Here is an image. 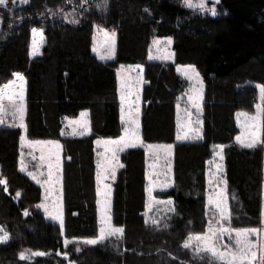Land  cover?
<instances>
[{"label": "trees", "instance_id": "trees-1", "mask_svg": "<svg viewBox=\"0 0 264 264\" xmlns=\"http://www.w3.org/2000/svg\"><path fill=\"white\" fill-rule=\"evenodd\" d=\"M216 7L212 15L185 0L0 5V86L15 80L14 73L23 75L27 137L60 142L65 212L61 227L36 208L43 188L20 169L23 131L0 125V180L6 181L0 184V225L10 235L0 244V264H226L183 245L190 234L207 230L208 170L218 145L224 146L232 226L260 223L264 148L246 147L236 138L237 113L255 110L257 86L264 85V0H219ZM96 27L116 32L112 59L94 52ZM33 29L44 35L36 55ZM155 37L172 38V60L149 58ZM124 64H141L144 84L142 144L120 154L123 166L113 182L111 219L123 235L71 252L65 236L98 234L96 141L122 135L118 69ZM181 65H194L203 79L202 135L196 140L178 139L177 108L188 85L178 72ZM84 111L90 132L66 135L65 121ZM148 144H171L173 151L174 184L156 196L171 199L174 210L155 224L146 221ZM22 252L45 255L21 259Z\"/></svg>", "mask_w": 264, "mask_h": 264}, {"label": "rangeland", "instance_id": "rangeland-1", "mask_svg": "<svg viewBox=\"0 0 264 264\" xmlns=\"http://www.w3.org/2000/svg\"><path fill=\"white\" fill-rule=\"evenodd\" d=\"M219 1V0H218ZM201 0H191V3L198 5ZM186 3V2H185ZM26 3H13V0H7L5 6L9 9L14 7L24 5ZM216 2L214 0H204L205 10L215 9L217 13ZM201 10L199 7H193ZM212 14L210 11H208ZM213 15V14H212ZM216 15V14H215ZM1 27V20H0ZM37 33L33 34V40L37 42V54L39 53L41 46L44 42V35L41 29H36ZM42 33V39L41 35ZM114 38H113V35ZM116 39L117 35L114 30H108L100 27H96L94 38H93V50L98 55L99 58L104 57L103 59H112L115 56L116 52ZM170 40V43H169ZM159 41V43H156ZM173 40L171 37H155L152 40V45L149 52V58L154 60H172L173 59ZM109 53H112L109 58ZM102 59V58H101ZM188 66H192L195 69V72L186 70ZM178 72L182 75L183 78L187 79V88L186 93L183 94L182 105L180 107V120H179V135L180 137H187L186 139L193 140L200 136L202 121H201V107H202V97L204 84L203 79L199 71L194 65H181L178 67ZM198 73V76H197ZM119 75V84L121 94L125 93L124 106L121 104V118L124 127L127 128V142L129 145H134L140 143L139 141V128L135 120V110L138 105V92L142 86V75H143V66L141 64H124L119 66L118 69ZM14 84L7 90V95H12L15 100V107L12 102H9L5 96L3 100V105L5 109V114L3 115L2 122L0 125L13 124L20 125L24 124V115H25V80L23 81V95H24V114L23 120L20 118V113L16 111L20 107V102L18 96L21 92V81L18 79L13 80ZM189 81V82H188ZM259 86V85H258ZM3 86H0L2 88ZM259 89V88H258ZM130 92L133 95H129ZM132 98L130 102H126L127 98ZM192 97L193 99H190ZM193 100L199 104V110L193 106ZM257 105L263 109V101L261 100V95L259 91L258 102L256 104L255 110L253 112L239 111L237 113V120L240 127V133L237 137H241L243 144L238 141L241 145L252 142L253 138L257 140L255 145H262L264 148V127H263V111L260 114L258 121H252L249 117L257 115ZM87 113V111H84ZM246 114V115H245ZM88 116V115H87ZM84 116L76 118H68L65 121V134L69 136L81 135L80 133H85L86 129L89 127L88 117ZM14 119V120H13ZM138 121V120H137ZM76 122V123H73ZM87 125L85 129L84 125ZM199 129V132L196 130ZM25 130V129H24ZM135 133V135H132ZM26 134V133H25ZM24 134L23 141L21 140V156H20V169L26 172L31 178L36 176L39 180V184L43 188V199L40 203L36 205V208L44 213L46 219L54 221L61 225V220L64 223L65 212L63 208V196L61 188V179H60V154H61V144L57 140H46V139H30ZM125 135V133H124ZM122 135V136H124ZM121 136L116 138H101L97 141L98 146V159H99V172H100V185H98V205H99V228L98 234L93 237L86 238H70L64 237L65 240H70L72 243L66 244L67 246L72 245L73 249L71 252H80L83 248L92 245L84 243L87 239H95L99 236L101 227H119L116 226L111 219V200H112V185L110 183L112 179V169L115 171L120 165L119 154L121 151L117 150L115 152V157L113 156V150L117 149L118 146L113 144H106L105 141L117 140ZM153 147L149 148V183L147 187V206H146V221L152 223V220L159 222L165 218H168L169 214L173 212L174 206L171 199H161L156 196V193L159 191H164L169 189L173 183V152L172 149L169 151L166 148H160L159 146L167 145H158L152 144ZM219 146V145H218ZM124 150L127 147L120 145ZM131 147V146H128ZM224 149V147H223ZM223 149L216 148L213 158L209 164L208 170V192H207V202H208V226L211 223L214 227L228 228L230 230H240V229H260V239L264 240V164H263V183H262V204H261V219L260 223L257 226L250 227H234L231 223V207L229 202V197L227 194V180L224 175V163H223ZM220 155H217V153ZM222 156V159H221ZM61 164V165H60ZM49 165H52L51 171L53 173L52 182L45 183L48 180ZM219 166V167H218ZM33 179V178H32ZM34 180V179H33ZM168 185L167 187H162V185ZM149 188H151V196H149ZM171 201V203H167ZM217 202H222V205L226 204L227 211L225 213L228 216L227 220H220L219 209L216 207ZM59 217V218H56ZM103 217H108L105 224L102 225L101 221ZM219 221V222H218ZM208 229V227H207ZM207 231V230H206ZM205 231V232H206ZM6 232L8 234V240L10 239L9 233L0 225V235ZM203 233H194L190 234L195 236L197 234ZM189 235V236H190ZM117 237V236H112ZM111 238V237H109ZM189 238V237H188ZM187 238V239H188ZM107 239V238H106ZM253 240L257 239L256 236L252 237ZM7 240V241H8ZM3 242H0V244ZM198 242L193 240L192 244L194 251L195 246ZM235 243V231H231V236L228 233H224L222 238L218 241L217 247L221 251H224V245H228L229 248H232ZM70 252V253H71ZM196 252V251H195ZM70 253H66V257L70 256ZM209 255L207 253H202L200 255ZM28 259L32 258V253H26ZM219 261V260H218ZM224 262V261H221ZM226 263V262H225ZM67 264H74V262L69 261Z\"/></svg>", "mask_w": 264, "mask_h": 264}, {"label": "snow or ice", "instance_id": "snow-or-ice-1", "mask_svg": "<svg viewBox=\"0 0 264 264\" xmlns=\"http://www.w3.org/2000/svg\"><path fill=\"white\" fill-rule=\"evenodd\" d=\"M29 3L30 0H13V3ZM186 5L188 7H199L201 10H205V5H204V0H201V2L198 5H194L191 3V0H185ZM214 2L218 3V0H214ZM7 0H0V5H6ZM208 11H210L213 15H215V9H207ZM37 33L36 29H33V34L35 35ZM41 35V39H42V33H40ZM113 38H114V33L112 34ZM156 43H159V41H157ZM170 43V40H169ZM32 55H36L37 54V42L35 40H33V46H32ZM112 53H109V58L111 56ZM102 59L104 57H101ZM151 58V57H150ZM186 70H190L195 72L194 67L192 66H188V68ZM15 76L16 79H18L19 81H21V92L18 96V100L20 102V107L16 109V111H18L20 113V118L21 120H23V114H24V106H23V101H24V95H23V81H24V77L23 75H21L20 73H14L13 74ZM198 76V73H197ZM14 84V81H9L7 84L3 85L2 88H0V122H2V118L3 115L5 114V109H4V105H3V100L5 98V96L7 97L9 102L13 103V106L15 107V100L14 97L12 95H7V90L12 87V85ZM259 88L260 91V95H261V100L264 101V85H259L257 86ZM190 99H193L192 97H189ZM123 99V96H122ZM193 106L196 107L199 110V104L195 102V100H193ZM264 111V109H262L260 107V105H257V115L256 116H252L249 117V119H251L252 121H258L261 112ZM81 117L87 116L86 112H82ZM246 115V114H245ZM76 123V122H73ZM19 127H25L23 123H21L19 125ZM85 129L87 128V125H84ZM125 135L121 136L119 139L117 140H109V141H105L104 143L106 144H113L118 146L117 149L113 150V156L115 157V152L117 150L122 151L123 148L119 147L120 145H123L124 147H128V146H134V145H129V143L127 142V135H128V129L125 128ZM197 132H199V129L196 130ZM81 135H83L84 133L81 132ZM132 135H135V133H132ZM187 138L185 137H178V139H185ZM24 137H21V140L23 141ZM237 141L241 142L243 144V141L241 140V137H237L236 138ZM257 140L255 138H253L252 142L245 144L244 146L246 147H254L256 144ZM97 143H100V141H97ZM149 148L153 147L152 145L148 146ZM160 148H166L167 150H171V145H167V146H159ZM219 149H223V145H219L217 146ZM217 155H220V153L218 152ZM222 159V156H221ZM120 167H122L123 165H119ZM219 167V166H218ZM52 165H49V173H48V180L45 181V183H51L52 182V176L53 173L51 171ZM29 175H32L31 173H29ZM32 178L34 180L37 179L36 176H32ZM98 180L100 179V177H97ZM112 179H115V169H112ZM37 182L39 183L40 181L37 180ZM0 184L6 185V181L5 180H0ZM168 185H162V187H167ZM20 193H17V196H19ZM149 196H151V188H149ZM167 203H171V201H168ZM216 207L219 209V216H220V220H227L228 216L225 215L227 208H226V204L222 205V202H217L216 203ZM59 218V217H56ZM110 219L108 217H103L102 218V225L106 223V221ZM219 222V221H218ZM152 223H158L156 220H152ZM63 226V221L61 220V227ZM123 231L124 229L121 227H111L110 225H108L107 227H101L100 229V233L99 236L95 239H87L84 241V243L86 244H97L98 242H101L103 240H105L106 238L112 237V236H117L118 238L121 237L123 235ZM231 231H235V243L233 245L232 248H229L228 245H224V251H221L220 248H218L216 245L218 243V241L222 238L224 233H228L231 236ZM260 229H256V228H252V229H240V230H230L228 228H217L214 227L211 223L208 226L207 231L204 234H197L195 236L190 235L189 238L185 241L184 243V247L185 248H190L193 247V240L197 241L198 243L195 246V251L197 254H202V253H207L210 254L211 257L214 260H219V261H224L226 262V264H264V240L260 239ZM256 236L257 239L253 240L252 237ZM8 234L6 232L3 233V235H0V242H6L8 240ZM65 244H69L72 243V241L70 240H65L64 241ZM26 251H30V250H26ZM32 255H36V256H42L45 255V253L43 252H36L33 253ZM64 255H67L66 253ZM21 259H27L29 258L28 256H26L25 252H22L20 254Z\"/></svg>", "mask_w": 264, "mask_h": 264}, {"label": "crops", "instance_id": "crops-1", "mask_svg": "<svg viewBox=\"0 0 264 264\" xmlns=\"http://www.w3.org/2000/svg\"><path fill=\"white\" fill-rule=\"evenodd\" d=\"M186 79V78H185ZM187 80V79H186ZM189 82V81H188ZM143 84H144V77H143V75H142V86H141V88H140V91L138 92V102L136 103V105H138V107H137V109L135 110V114H134V116H135V120H136V124H138V128L140 127V111H141V92H142V87H143ZM184 93H186V92H184ZM204 93V92H203ZM129 95H133V93L132 92H130V94ZM120 96H121V102H122V104H123V106H124V101H125V99L126 98H124L125 97V93L124 94H121V92H120ZM122 96H123V99H122ZM183 95L181 96V101H180V103L178 104V108H177V121H178V137H180V135H179V125H180V123H179V120H180V107H181V105H182V99H183ZM203 98V97H202ZM131 99L132 98H127V100H126V102H130L131 101ZM203 100V99H202ZM201 111H202V107H201ZM201 111H200V115H201ZM14 120V119H13ZM138 120V121H137ZM202 120V119H201ZM124 125H125V123H124ZM24 126H25V121H24ZM202 126V125H201ZM26 127H21V129H22V131H23V133H22V137H24V134L26 133L25 132V129ZM125 127H124V129H123V132H122V135H124V133H125ZM90 132V127H88L87 129H86V131H85V133L84 134H87V133H89ZM26 135V134H25ZM121 135V136H122ZM201 135H202V128H201V132H200V136L199 137H197L196 139H200L201 138ZM26 137H27V135H26ZM196 139H193V140H196ZM179 140H189V139H179ZM139 141H140V143L138 142V143H136V144H134V146H139L140 144H142V141H141V136H140V132H139ZM96 145H97V141H96ZM149 145H152V144H148L147 145V148H146V150H147V157H148V161H149ZM165 145H167V144H165ZM168 145H171V144H168ZM134 146H131V147H134ZM172 146V145H171ZM127 148H129V147H127ZM171 149H172V147H171ZM124 151V149L120 152V154L122 153ZM173 152V151H172ZM120 154H119V160H120ZM172 158H173V156H172ZM60 162H61V164L63 163V156H62V148H61V154H60ZM60 164V165H61ZM120 165H121V161H120ZM119 168H120V166L117 168V170L115 171V178H116V175H117V172H118V170H119ZM60 179H61V188H62V193H63V179H62V165L60 166ZM100 177V172H99V170H98V173H97V177ZM146 177H147V182L149 183V164H148V167H147V171H146ZM173 177V176H172ZM115 181V179H111V181H110V183H111V185H112V188H113V182ZM100 179L98 180V178H97V183H98V185H100ZM173 184H174V182L172 183V186H173ZM171 186V187H172ZM113 190V189H112ZM63 196V195H62Z\"/></svg>", "mask_w": 264, "mask_h": 264}]
</instances>
